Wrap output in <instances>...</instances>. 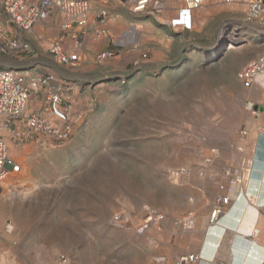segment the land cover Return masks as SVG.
<instances>
[{
  "label": "rangeland",
  "instance_id": "rangeland-1",
  "mask_svg": "<svg viewBox=\"0 0 264 264\" xmlns=\"http://www.w3.org/2000/svg\"><path fill=\"white\" fill-rule=\"evenodd\" d=\"M183 2L166 0L154 15L109 0L115 44L88 35L77 68L51 54L61 20L36 28L30 54L7 57L12 69L54 73L81 92L65 145H10L22 169L0 193V264H145L147 250L160 253L163 234L187 227L194 208L185 197L199 196L194 188L212 181L219 158H230L227 165L239 157L248 126L260 131L264 116L250 104H264V82L248 91L239 74L264 54V31L224 0H208L193 30L175 29ZM115 47L121 56L94 63ZM154 211L166 220L140 234Z\"/></svg>",
  "mask_w": 264,
  "mask_h": 264
},
{
  "label": "built area",
  "instance_id": "built-area-1",
  "mask_svg": "<svg viewBox=\"0 0 264 264\" xmlns=\"http://www.w3.org/2000/svg\"><path fill=\"white\" fill-rule=\"evenodd\" d=\"M129 4L136 13L162 15L166 0H119ZM208 0H184L170 26L191 31L196 22V13L203 9ZM228 6L241 5L245 8L246 24L264 31V0H224ZM61 20L62 33L52 42L51 54L60 66L79 67L85 61L83 54L87 37L95 41H110L115 44L111 25L117 17L110 11L109 0H0V56H11L17 60L32 52L30 38L39 25ZM42 40V37H39ZM114 46V45H113ZM139 50L138 45L129 52ZM115 47L96 53L94 63L105 62L122 55ZM146 58L147 54H143ZM23 61V59H21ZM264 77V54L249 62L239 74L245 90H253ZM80 88L54 73L23 71L0 67V193L13 174L22 167L10 155V145L23 147L33 143L44 148H60L74 135L77 117L74 107ZM255 114L264 116V104H250ZM264 135V119L261 125ZM246 134V133H245ZM240 179H232L221 191L231 193L240 186ZM216 200L210 223L218 224L225 216L229 196ZM165 218L157 211L150 212L140 223L137 231L148 232L156 222ZM179 264H192L194 254L181 257Z\"/></svg>",
  "mask_w": 264,
  "mask_h": 264
},
{
  "label": "crops",
  "instance_id": "crops-1",
  "mask_svg": "<svg viewBox=\"0 0 264 264\" xmlns=\"http://www.w3.org/2000/svg\"><path fill=\"white\" fill-rule=\"evenodd\" d=\"M7 57H0V67L14 68L6 65ZM246 138L239 157H233L227 165L230 158H219L212 181L196 185L197 198L185 197L194 208L188 211L187 227L170 239L169 233L163 234L160 253L147 250L145 264H175L179 257L192 254L199 257L196 264L264 263V136L257 123L248 126ZM257 157L261 160L258 166L254 164ZM227 166L234 168L226 171ZM254 173H258L257 177ZM232 179H240L242 185L223 193L221 186ZM220 195L229 196L230 203L218 225L211 226L210 218Z\"/></svg>",
  "mask_w": 264,
  "mask_h": 264
},
{
  "label": "bare ground",
  "instance_id": "bare-ground-1",
  "mask_svg": "<svg viewBox=\"0 0 264 264\" xmlns=\"http://www.w3.org/2000/svg\"><path fill=\"white\" fill-rule=\"evenodd\" d=\"M260 84L262 83V82H264V77L263 78H261L260 80ZM260 133H261V135L262 136H264L263 134H262V131H261V129H260ZM261 162V160L257 157L256 158V161H254V164L256 165V166H258L259 165V163ZM264 163V162H263ZM254 168V170H256V168L255 167H253ZM258 171V170H257ZM255 174V176L257 177V175H258V173H254ZM257 174V175H256ZM262 174V173H261ZM260 174V175H261ZM259 177V176H258ZM241 183H242V181H241ZM242 185V184H241ZM240 185V186H241ZM219 198H223L222 197V195H220L219 197H218V199ZM229 203H230V198H229V202H228V205H226V207H225V214H226V208L229 206ZM215 206H216V202H215ZM215 206H214V208H213V210L215 209ZM166 218H167V216H165V218L164 219H162V220H159L158 219V222H156V224H154L153 226H152V228L148 231V232H150V231H152L154 228H156V227H159L162 223H163V221H165L166 220ZM117 223H119V224H124V222H123V220H121L120 219V217H119V219L116 221ZM183 223L182 222H179L177 225H182ZM208 224V223H207ZM210 225L211 226H215V225H218V224H211L210 223ZM148 232H146V233H148ZM146 233H143V235L144 234H146ZM196 256V255H195ZM198 259H199V257L198 256H196V260L194 261V263H192V264H196L197 262H198ZM180 261V263H181V260H179ZM179 261H178V264H179ZM67 263V261H65V262H63V264H66ZM264 264V263H263Z\"/></svg>",
  "mask_w": 264,
  "mask_h": 264
}]
</instances>
